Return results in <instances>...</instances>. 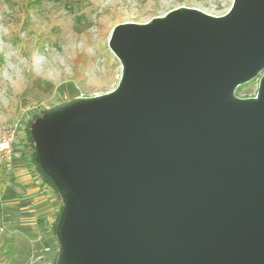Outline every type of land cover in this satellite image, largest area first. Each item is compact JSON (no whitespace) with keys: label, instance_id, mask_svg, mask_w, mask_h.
<instances>
[{"label":"water","instance_id":"water-1","mask_svg":"<svg viewBox=\"0 0 264 264\" xmlns=\"http://www.w3.org/2000/svg\"><path fill=\"white\" fill-rule=\"evenodd\" d=\"M108 46L116 87L30 125L55 264H264V0L119 23Z\"/></svg>","mask_w":264,"mask_h":264},{"label":"rangeland","instance_id":"rangeland-1","mask_svg":"<svg viewBox=\"0 0 264 264\" xmlns=\"http://www.w3.org/2000/svg\"><path fill=\"white\" fill-rule=\"evenodd\" d=\"M232 1L0 0V125L16 126L15 158L23 172L31 171L24 160L34 154L30 125L36 116L116 87L121 65L108 46L116 24L143 23L180 6L218 16ZM256 91L257 80H252L237 86L234 94L249 97ZM16 172L0 168V179ZM17 189L22 192L20 185ZM61 204L55 192L48 206L53 216ZM13 229L0 234V264H55L58 243L53 230L36 233L21 225ZM43 245L49 251H42Z\"/></svg>","mask_w":264,"mask_h":264},{"label":"crops","instance_id":"crops-1","mask_svg":"<svg viewBox=\"0 0 264 264\" xmlns=\"http://www.w3.org/2000/svg\"><path fill=\"white\" fill-rule=\"evenodd\" d=\"M24 162L31 170L28 174L23 172L22 163L14 156L13 170L16 168L17 172L0 179V234L9 233L19 225L36 233L53 230L58 212L53 216V210L48 206L55 198V191L35 166L31 155ZM19 185L22 192L17 189Z\"/></svg>","mask_w":264,"mask_h":264},{"label":"built area","instance_id":"built-area-1","mask_svg":"<svg viewBox=\"0 0 264 264\" xmlns=\"http://www.w3.org/2000/svg\"><path fill=\"white\" fill-rule=\"evenodd\" d=\"M15 125H0V168L5 172H10L14 167V143L16 139ZM49 247L42 246V251H49ZM41 251V252H42ZM42 255L37 256L41 259Z\"/></svg>","mask_w":264,"mask_h":264},{"label":"trees","instance_id":"trees-1","mask_svg":"<svg viewBox=\"0 0 264 264\" xmlns=\"http://www.w3.org/2000/svg\"><path fill=\"white\" fill-rule=\"evenodd\" d=\"M44 112H45V111H44ZM44 112H43V113H44ZM39 115H41V114H39ZM39 115H38V116H39ZM36 117H37V116H36ZM30 137H31V134H30ZM31 139H32V137H31ZM32 141H33V139H32ZM35 157H36V154H35V150H34V154L32 155V160H33L35 166L38 168V170L41 172V174L44 176V178H45V179L51 184L52 188L55 190V192H56V194H57V196H58V199L61 201L60 196H59V194H58V192H57L55 186L52 184V182H51V180L48 178V176L42 171V169L40 168V166H39L38 163L36 162ZM61 203H62V202H61ZM61 209H62V204H61L60 209H59V211H58V214H57V217H56V222L54 223V226H53V234H54V237H55L54 229H55V226H56V224H57V221H58V218H59V215H60ZM55 238H56V237H55ZM56 241H57V240H56Z\"/></svg>","mask_w":264,"mask_h":264}]
</instances>
